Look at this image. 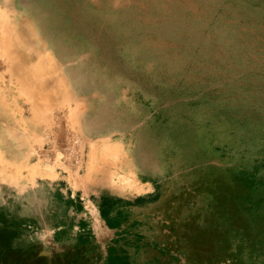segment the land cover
Masks as SVG:
<instances>
[{
    "label": "rangeland",
    "instance_id": "rangeland-1",
    "mask_svg": "<svg viewBox=\"0 0 264 264\" xmlns=\"http://www.w3.org/2000/svg\"><path fill=\"white\" fill-rule=\"evenodd\" d=\"M0 43V264H78L50 188L106 141L157 186L140 264H264V0H0Z\"/></svg>",
    "mask_w": 264,
    "mask_h": 264
},
{
    "label": "crops",
    "instance_id": "crops-1",
    "mask_svg": "<svg viewBox=\"0 0 264 264\" xmlns=\"http://www.w3.org/2000/svg\"><path fill=\"white\" fill-rule=\"evenodd\" d=\"M100 174L94 167L89 172L90 179L83 181L78 177L70 179L61 172L50 192L64 201L55 202L49 209L47 216L58 218V223L54 222L52 227L49 220L46 230L61 234L56 238L58 246L62 245L64 235L77 234L80 245L73 254L78 264H140L138 256L147 246L157 186L139 174L134 175L137 182L118 177L112 183H104ZM86 202L95 205V218L86 210L90 205L84 208Z\"/></svg>",
    "mask_w": 264,
    "mask_h": 264
},
{
    "label": "bare ground",
    "instance_id": "bare-ground-1",
    "mask_svg": "<svg viewBox=\"0 0 264 264\" xmlns=\"http://www.w3.org/2000/svg\"><path fill=\"white\" fill-rule=\"evenodd\" d=\"M6 28V27H5ZM3 33L5 34L6 32H4L3 31ZM2 33V35H4ZM6 35V34H5ZM4 35V36H5ZM8 35V34H7ZM6 37H9L10 38V36H6ZM4 39V38H3ZM3 39H2V41H3ZM6 39V38H5ZM9 40V39H8ZM8 40H6L7 41V47L9 46H11L12 44H11V42H10V40H9V42H8ZM5 41V40H4ZM1 44V43H0ZM4 44V43H3ZM6 45V44H5ZM4 46V45H3ZM6 48V47H5ZM1 51H2V49H1ZM5 53V52H4ZM12 54V53H11ZM29 54V53H28ZM4 55V54H3ZM17 55V54H16ZM8 57V56H7ZM12 57V56H11ZM18 58V57H17ZM8 59V58H7ZM16 59V58H15ZM19 59V58H18ZM20 60V59H19ZM10 61H11V59H10ZM53 64V63H52ZM24 66V65H23ZM53 66V65H52ZM33 69H34V67H33ZM45 72V71H44ZM26 74V73H25ZM42 74H44V73H42ZM46 74V73H45ZM27 75V74H26ZM31 75V74H30ZM35 75V74H34ZM27 76H29V75H27ZM33 76V75H32ZM25 78V77H24ZM25 80H27V79H25ZM25 83V82H24ZM29 86V85H28ZM31 89H33V88H31ZM46 91V90H45ZM45 93V92H44ZM54 93V92H53ZM55 94V93H54ZM41 98V97H40ZM44 98V97H43ZM46 100H47V98H46ZM45 100V101H46ZM34 104V103H33ZM37 104V103H36ZM50 106V105H49ZM34 109V108H33ZM76 110V109H75ZM74 110V111H75ZM78 113H79V111H78ZM78 115V114H77ZM37 116H39V115H37ZM74 117V116H73ZM111 142V141H110ZM110 142H108V141H106V142H104L105 144H102V146H100V147H96V146H94L93 148H92V150L90 151V153H89V160H88V173L95 167V165H96V158L98 157V155L99 156H101V157H110V156H116L117 155V153H118V146L116 145V144H113V143H110ZM112 142H114V141H112ZM116 143V142H115ZM118 143V142H117ZM98 146V145H97ZM122 150V149H121ZM123 151V150H122ZM121 156V155H120ZM22 166V165H21ZM122 173H123V171H121ZM77 174V173H76ZM127 174V173H126ZM78 176V175H77ZM127 176H128V174H127ZM131 176V175H130ZM132 177V176H131ZM133 178V177H132ZM133 179H135V178H133ZM136 180V179H135ZM134 180V181H135ZM135 182H137V180L135 181ZM132 185V184H131ZM130 187V186H129ZM132 188V187H131Z\"/></svg>",
    "mask_w": 264,
    "mask_h": 264
}]
</instances>
